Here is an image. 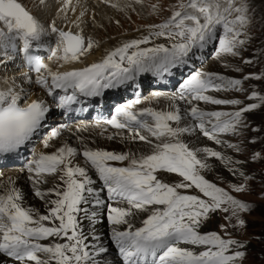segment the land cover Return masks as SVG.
Instances as JSON below:
<instances>
[{"label":"snow or ice","instance_id":"obj_1","mask_svg":"<svg viewBox=\"0 0 264 264\" xmlns=\"http://www.w3.org/2000/svg\"><path fill=\"white\" fill-rule=\"evenodd\" d=\"M58 2L56 16L45 22L36 13L47 14L49 0H35L36 12L19 0H0V68L5 73L0 76V161L28 153L20 171L27 173L31 195L44 206L42 212L28 204L19 178L0 171V255L11 264H108L110 241L120 264H243L247 242L232 232L246 230L243 216L255 205L234 193L251 191L256 177L244 165L264 160V149L241 160L228 150L242 153V141L227 137H240L250 127L260 131L247 114L264 107V93L245 84L264 80V70L242 76L227 72L243 73L264 55L261 45L244 56L255 39L251 0H176L167 6L158 0L149 6V15L160 17L158 23L142 25L139 35L104 49L93 62L87 57L101 48V41L86 34L87 8L80 0ZM133 4L143 6V0L125 7L135 11ZM77 7L79 14L70 17ZM91 20L99 27L94 16ZM161 38L165 42H157ZM46 44L47 60L55 67L33 53ZM207 48L225 72L192 69L197 54ZM17 59L27 71L7 75V66ZM174 72L183 78L170 94L155 92L143 100L137 94L118 104L110 117L81 121L74 130L63 121L49 127L53 106L62 117L86 113L88 98L101 97L107 89L126 86L144 73L163 80ZM37 88L42 94L33 91ZM229 93L246 95L244 100L225 98ZM97 129L126 150L91 146L95 141L82 134ZM65 132L75 137L76 146L67 140L55 146ZM37 137L42 147L29 150ZM217 164L240 182L221 187L207 179ZM168 174L179 179L169 182ZM98 215L106 216L108 241L94 227ZM214 218L215 229L205 231Z\"/></svg>","mask_w":264,"mask_h":264},{"label":"rangeland","instance_id":"obj_2","mask_svg":"<svg viewBox=\"0 0 264 264\" xmlns=\"http://www.w3.org/2000/svg\"><path fill=\"white\" fill-rule=\"evenodd\" d=\"M128 2L132 3V0L123 1L122 6L119 8L124 9L123 11H119L121 13H118V15H120V23H118V21L111 22V29L113 30L111 32L115 35H118L119 31L121 34H125V32L137 33V29L142 25L148 23H158L160 21L159 16L149 15V6L153 3H157L158 0H143V6L139 4H133L135 11H133L132 8L125 7V5L129 4ZM159 2L167 6L169 4L176 3V0H159ZM251 6L255 10V17L253 26L251 27L250 31L255 39L252 40L251 46L248 48V50L244 52L245 57L249 56L253 52V49H259L261 45H264V0H251ZM169 14L170 13L168 12L163 13L164 16H167ZM257 20L259 21V23H256ZM93 30L94 38L100 40L102 44V40L107 39V37H105V27H96V30ZM97 30H99V32H103L102 40L97 38L95 34L98 32ZM211 52L212 51L210 48L208 54L211 55ZM208 60L212 61V56H210ZM208 60L206 61L208 62ZM230 62L234 64L240 63L239 60H232ZM203 63H205V61L202 62V64ZM210 66L213 69L212 71L225 72V69L221 66L219 61L214 60L212 65ZM261 70H264V55H259V63L255 64L254 66H245L243 73L228 71L227 74L232 76H242L243 74L249 72H260ZM250 84L256 85L257 88L262 93H264V80H251L247 84H245V87L247 88ZM245 95L246 94L241 93H229L225 96V94H222V96H225V98L236 97L242 100L245 99ZM245 102L247 103L248 101ZM215 107L217 106H214V108ZM247 120L251 126L258 127L260 131L253 132L250 127L249 129L244 131V133L240 137H227V139L234 142L242 141V147L244 148V151L242 153L235 154L231 153V150H228L230 154L238 155V158L241 160H247L252 152L264 149V107L248 113ZM253 137L256 138V143H249V140ZM244 169L246 172L254 175L256 178L250 181V192L241 194L234 193V195H238L240 199L246 202H251L255 205V208L253 211L248 214H244L243 216V218L247 220L246 230L233 231L232 235L240 239L241 241L247 242V257L246 259H244L243 264H264V198H262L261 196V193H264V160L255 163H247L244 165ZM224 171L226 173L224 175H220L216 173V171H212V173H208L206 175V178L219 184L221 187H227L228 181L234 183L240 182L238 178L230 175L228 171H226L225 169ZM174 176L177 177L175 174ZM218 176L223 177L224 181L221 182V180L218 179ZM177 179L179 178L177 177ZM206 227H208L207 229L210 230L215 229V218L214 222L209 223ZM257 237L259 238L257 239Z\"/></svg>","mask_w":264,"mask_h":264},{"label":"bare ground","instance_id":"obj_3","mask_svg":"<svg viewBox=\"0 0 264 264\" xmlns=\"http://www.w3.org/2000/svg\"><path fill=\"white\" fill-rule=\"evenodd\" d=\"M123 1H126V0H80V5L87 8V16L85 19L88 20L89 22V27L86 29V34H91L93 37H94V33H93V29L96 30V27L92 26V20L91 18L94 16L95 17V23L96 25H98L99 27H105V30H106V36L107 39H103L102 40V37H103V32H99V30H97L98 32L95 33L97 38L101 39L103 41V43L101 44V48L100 49H97V50H94L93 53L91 55H89L87 57V61L88 62H93L94 60H97L99 59L102 54H103V50L104 49H107V48H111V47H114L120 40H124V39H129V38H133L137 35H139V33H129V32H125V34H121L120 31L118 32V35H115L114 33H112L111 31H113L111 29V22L112 21H118V23H120L119 21V17L120 15H118V13H121L119 11H121L119 8L122 6V3ZM31 2H33V4L35 3V0H31ZM50 4H51V10L47 13V14H40V13H36L38 15H41V18L47 22V21H50L52 20L55 16H56V8L59 6V2L58 0H49ZM72 3L73 4H76V0H72ZM127 3V2H126ZM129 3V2H128ZM111 4H118L119 5V8H114V7H111ZM32 6H30L31 8ZM79 11H80V7H77V11L76 13H72L71 11L68 13V15L70 17H75L76 15L79 14ZM36 12V10H35ZM58 24H62L63 22L58 20L57 21ZM157 42H160V43H163L165 42L163 38H161L159 41ZM210 48H207L205 50H203V54L201 55L200 53L197 54V59L196 61H199L201 59V61L204 59V57L208 54ZM214 60H208V62L206 63H203L201 64V66H198L199 64H194L192 65V67L195 69V68H199V67H204L206 68L207 70H210L212 71L213 69L211 68L210 65H212ZM49 62V61H48ZM50 64H52V62H49ZM53 66V64H52ZM73 66H80L79 64H76V65H73ZM54 67V66H53ZM5 73L3 72V70L0 71V76H3ZM148 76V73H144ZM143 75V74H142ZM142 79V78H141ZM141 79H138L136 81V84L141 80ZM122 89H130L131 88L129 86H125V87H122ZM37 90L35 93L36 94H42L40 89H35ZM155 92H160V93H163V94H170L171 92L169 91H166V90H163V89H154V90H151V91H148L146 94H144V96L141 98L142 100L147 98V99H152V94L155 93ZM46 97V95L44 96ZM34 98V97H33ZM49 98V97H48ZM48 100H51V99H48ZM133 100V99H131ZM142 106H146V104H142V105H139L138 107H142ZM80 122H77L73 125H71L73 127V130L75 128V125L79 124ZM98 129L97 130H90V132L88 133H83L82 135H84L85 137L89 138V141H95L94 144H92L91 146L93 147H100V148H104V149H107V150H114V151H122V150H126V147L124 144H121L118 140L116 141H110V140H107L105 137H102L100 135H98ZM63 140H67L70 144H72L73 146H76V141H75V137L71 136L69 132H65L61 138V140H58L55 142V146H59V144L63 141ZM203 143H206V144H211V142L207 141L206 139L203 140ZM215 146V145H213ZM42 146H41V143H40V140L37 141L35 143V148L36 149H40ZM131 147L133 149H135L136 147H140V145H131ZM51 150H54V149H49V151ZM21 165H23V163H21ZM20 167H9V168H4L2 169L1 171H3V173L5 174V176H13V177H18L19 178V184L20 186L23 188V190L25 191V193H27V203L28 204H31L37 208H39L42 212L44 211V206H43V202L34 198L32 195H31V192H30V186L29 184L26 182V175L27 173L26 172H21L20 171ZM216 173L220 174V175H224L226 174L223 167L219 166L217 164L215 170ZM212 173V172H211ZM166 179L169 181L170 179V182H174L177 180V177L174 176V174H168L166 176ZM47 186H50V185H46L45 187ZM144 215L145 214H141L137 220H136V224L137 226H139V222L140 220H142L144 218ZM98 223L94 226L96 231L98 233H102L103 236H104V239L106 241H108V235H109V231H110V228H109V225L108 223L104 222V218H98ZM84 228H85V231H89L90 229V225H89V222L88 221H85L84 222ZM208 227H206V229H204L205 231L207 230H210V229H207ZM45 243H47L48 241H44ZM108 248H109V241H108ZM110 250V248H109ZM108 264H113V262H115V264H119V262H117L115 260V258L113 257L112 253H110L109 251V255L107 257L104 258ZM1 261H4V259L2 257H0V264H1Z\"/></svg>","mask_w":264,"mask_h":264}]
</instances>
